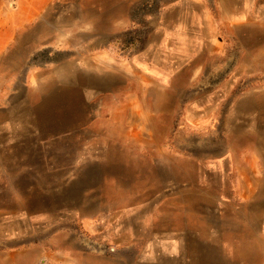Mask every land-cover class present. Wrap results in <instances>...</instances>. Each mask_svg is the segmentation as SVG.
<instances>
[{
    "label": "rangeland",
    "instance_id": "374dc122",
    "mask_svg": "<svg viewBox=\"0 0 264 264\" xmlns=\"http://www.w3.org/2000/svg\"><path fill=\"white\" fill-rule=\"evenodd\" d=\"M0 48V264H264V0H0Z\"/></svg>",
    "mask_w": 264,
    "mask_h": 264
},
{
    "label": "bare ground",
    "instance_id": "6f19581e",
    "mask_svg": "<svg viewBox=\"0 0 264 264\" xmlns=\"http://www.w3.org/2000/svg\"><path fill=\"white\" fill-rule=\"evenodd\" d=\"M20 13V12H19ZM69 18V17H68ZM1 49V48H0ZM70 80H72L71 82H74L76 79L75 78H72V77H70L69 78ZM47 100V99H46ZM23 114V113H22ZM13 115V114H12ZM52 119V118H51ZM11 121L13 122V120L11 119L10 120V123H11ZM12 125V124H11ZM11 127V126H10ZM94 149V148H93ZM157 173V172H156ZM184 185V184H183ZM193 251V250H192ZM201 251V250H200ZM212 252V251H211Z\"/></svg>",
    "mask_w": 264,
    "mask_h": 264
}]
</instances>
